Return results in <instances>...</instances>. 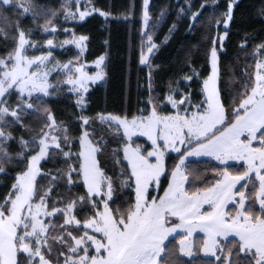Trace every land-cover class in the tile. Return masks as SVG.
I'll list each match as a JSON object with an SVG mask.
<instances>
[{
  "label": "snow or ice",
  "instance_id": "1",
  "mask_svg": "<svg viewBox=\"0 0 264 264\" xmlns=\"http://www.w3.org/2000/svg\"><path fill=\"white\" fill-rule=\"evenodd\" d=\"M219 3L208 13V0L177 5L190 31L204 25L200 70L186 61L161 95L150 67L135 112L89 115L107 52L84 59L90 36L77 24L98 14L131 25L135 4L114 15L94 0H0V264H264V37L245 32L242 78L225 86L221 53L239 0ZM165 15L153 20L142 0L140 65L159 50ZM257 16L264 24V5ZM72 48L66 61L55 55ZM64 91L75 125L49 106Z\"/></svg>",
  "mask_w": 264,
  "mask_h": 264
},
{
  "label": "trees",
  "instance_id": "2",
  "mask_svg": "<svg viewBox=\"0 0 264 264\" xmlns=\"http://www.w3.org/2000/svg\"><path fill=\"white\" fill-rule=\"evenodd\" d=\"M54 7H59L63 0H47ZM203 0H191L194 10L199 9ZM225 0H220L219 11H223ZM97 7L112 12L114 15L127 10L132 3L135 4L134 23H117L110 18L106 25L105 20L98 14L89 17L86 22L77 24V32L90 36L89 46L84 54V59L92 63L98 56L107 52V83L93 85L89 92V106L87 114L95 115L97 112H111L121 114L125 111L135 112L138 100L147 99V77L149 68L153 72V91L161 95L167 92V84L170 80L179 79L182 72L188 70L186 61L191 60L193 66L198 70L204 64V36L206 35L204 25H197L195 30H189V19L179 16L177 5L187 7L186 0H150L151 15L153 20L160 17L161 12L166 15L163 21L153 32L154 41L159 45V50H154L150 55V66L139 64L140 55V29H141V6L142 0H94ZM264 5V0H239V6L235 11L236 19L233 23L230 38L227 44L226 53H221L222 72L224 75L223 84L230 87H238V80L243 68L244 56L236 61L240 53L239 44L245 32L251 33L257 41L264 37V24L257 16L258 9ZM212 0H208V7L205 12L212 11ZM219 12H217V15ZM71 27L72 22L63 20ZM176 24V28L171 37L165 43V38L169 36L168 29ZM31 26V21H25ZM206 24V19L204 21ZM41 34H37L36 39H40ZM62 38V36H61ZM108 39L110 46L106 47L104 40ZM251 50V45H249ZM5 51V46L0 42V54ZM73 54L70 52L56 53L62 61H66ZM229 77L234 83L229 85ZM140 87H137V84ZM58 121H70L75 125L76 118L73 115L78 112L73 96L64 92L56 94L49 104ZM33 123L35 118H33ZM75 130V128H74ZM106 166L113 171V157L105 154L102 157ZM199 167H210V165H199ZM7 180L0 181V196L5 193ZM202 258V257H201Z\"/></svg>",
  "mask_w": 264,
  "mask_h": 264
},
{
  "label": "rangeland",
  "instance_id": "3",
  "mask_svg": "<svg viewBox=\"0 0 264 264\" xmlns=\"http://www.w3.org/2000/svg\"><path fill=\"white\" fill-rule=\"evenodd\" d=\"M68 23H70V21L68 22ZM77 50L75 49V48H72V50L71 51H61V50H56L55 51V55H56V53H61V52H70L71 54H74L75 52H76ZM37 54H39V53H37ZM59 58V57H58ZM60 59V58H59ZM91 64V63H90ZM101 82H99V83H97V84H100ZM66 93L67 94H69V95H72L71 93H69V92H67L66 91ZM73 96V95H72ZM73 99H74V102H75V97L73 96Z\"/></svg>",
  "mask_w": 264,
  "mask_h": 264
}]
</instances>
